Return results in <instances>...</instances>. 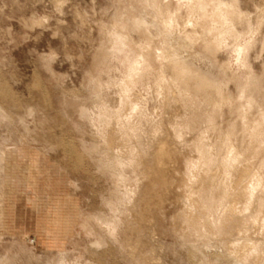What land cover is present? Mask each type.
Returning a JSON list of instances; mask_svg holds the SVG:
<instances>
[{
  "label": "clouds",
  "instance_id": "9594fccd",
  "mask_svg": "<svg viewBox=\"0 0 264 264\" xmlns=\"http://www.w3.org/2000/svg\"><path fill=\"white\" fill-rule=\"evenodd\" d=\"M0 264H264V0H0Z\"/></svg>",
  "mask_w": 264,
  "mask_h": 264
}]
</instances>
